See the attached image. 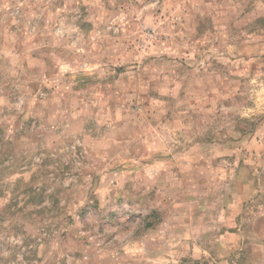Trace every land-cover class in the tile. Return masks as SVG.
Returning a JSON list of instances; mask_svg holds the SVG:
<instances>
[{
    "label": "rangeland",
    "instance_id": "374dc122",
    "mask_svg": "<svg viewBox=\"0 0 264 264\" xmlns=\"http://www.w3.org/2000/svg\"><path fill=\"white\" fill-rule=\"evenodd\" d=\"M0 148V264H264V0H0Z\"/></svg>",
    "mask_w": 264,
    "mask_h": 264
},
{
    "label": "trees",
    "instance_id": "16d2710c",
    "mask_svg": "<svg viewBox=\"0 0 264 264\" xmlns=\"http://www.w3.org/2000/svg\"><path fill=\"white\" fill-rule=\"evenodd\" d=\"M6 141H8V140H6ZM1 149V148H0Z\"/></svg>",
    "mask_w": 264,
    "mask_h": 264
}]
</instances>
